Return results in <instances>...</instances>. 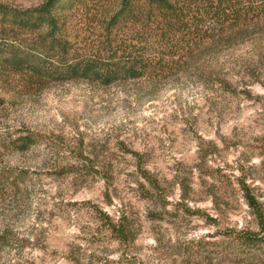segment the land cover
<instances>
[{"label":"rangeland","instance_id":"374dc122","mask_svg":"<svg viewBox=\"0 0 264 264\" xmlns=\"http://www.w3.org/2000/svg\"><path fill=\"white\" fill-rule=\"evenodd\" d=\"M96 4L66 15L74 41H92ZM192 58L106 87L0 76V264H264V232L236 235L258 231L240 179L264 211V26ZM140 171L168 193L164 209L146 205ZM118 211L136 235L124 246L100 215Z\"/></svg>","mask_w":264,"mask_h":264},{"label":"trees","instance_id":"16d2710c","mask_svg":"<svg viewBox=\"0 0 264 264\" xmlns=\"http://www.w3.org/2000/svg\"><path fill=\"white\" fill-rule=\"evenodd\" d=\"M85 1L40 0L24 10L0 4V76L17 75L40 87L55 81L106 87L155 79L183 69L196 51L226 45L233 36L264 26V0H97L93 39L76 42L67 34L66 15ZM24 140L18 146L26 149L32 138ZM140 174L137 189L146 205L164 209L168 193L146 171ZM238 182L258 231L236 235L254 243L257 232H264V211L250 185ZM176 184L181 190L176 204L187 212L188 185L182 178ZM117 213L115 220L100 212L102 223L114 241L128 245L135 232L124 212ZM145 216L156 219L150 208Z\"/></svg>","mask_w":264,"mask_h":264}]
</instances>
